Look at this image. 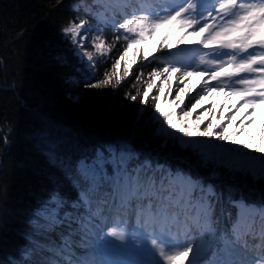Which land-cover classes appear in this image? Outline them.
<instances>
[{"label":"snow or ice","instance_id":"6c2138e0","mask_svg":"<svg viewBox=\"0 0 264 264\" xmlns=\"http://www.w3.org/2000/svg\"><path fill=\"white\" fill-rule=\"evenodd\" d=\"M82 4L57 0L96 20L74 15L59 30L87 69L85 88L118 90L135 67L158 66L136 77L142 92L125 93L139 105L125 135L61 162L67 187L49 188L27 217L18 264H264V120L252 131L264 109V0H104L99 12ZM193 77L198 98L184 110ZM221 94L235 97L227 112Z\"/></svg>","mask_w":264,"mask_h":264},{"label":"trees","instance_id":"16d2710c","mask_svg":"<svg viewBox=\"0 0 264 264\" xmlns=\"http://www.w3.org/2000/svg\"><path fill=\"white\" fill-rule=\"evenodd\" d=\"M89 4L94 11L101 10L94 0H83L81 6ZM74 15L96 23L57 5V0H0V132L10 137L7 145L0 139V262L7 264H18L26 219L40 198L53 186L67 187L61 162L89 154L98 139L125 135L139 107L138 102L126 100L125 93L142 92L144 84L136 77L143 73L147 78L158 66L135 67L118 90L85 88L87 69L59 31ZM105 36L111 42L110 28ZM123 44H117L104 64H97L96 79L111 70ZM56 54L67 62H54ZM193 103L195 99L189 98L186 109ZM148 135L145 132L141 138ZM48 148L59 159L49 160Z\"/></svg>","mask_w":264,"mask_h":264},{"label":"rangeland","instance_id":"374dc122","mask_svg":"<svg viewBox=\"0 0 264 264\" xmlns=\"http://www.w3.org/2000/svg\"><path fill=\"white\" fill-rule=\"evenodd\" d=\"M94 2H95V3H99L100 6H102L103 3H104V0H94ZM162 34H163V33H158V34L153 38V40L151 41V44H146V45L143 46L144 49H145V52H147V51H151V50H152V47H153L155 44H157V41L160 40ZM173 42H175V40H173ZM85 63H86V62H85ZM198 79H199L198 77H193L192 80H191V85H190V86H191L193 89H195V91L192 92V93H189L188 95H189V97H194L193 99L198 98V97H196V92L199 91V88L197 87V81H198ZM176 88H178V87H176ZM176 88H175V90H176ZM174 92H175V91H174ZM174 95H175V94H174ZM174 95H173V96H174ZM188 99H189V98H188ZM188 99H186V103H187ZM215 102H216V104H217V107H220L221 105H223V111H224V112H227V111H228V108L231 106V103H234V102H235V97L230 98V101L226 103V102H225V97L221 94L220 96L216 97ZM184 110H187V109L185 108ZM197 114H198V113H197ZM236 115H237L238 118L240 117V113H236ZM262 120H264V109H258V110L256 111V124H254V125L252 126V131H253V135H254V136H255V135H258V131H259V128H260V125H261V121H262ZM241 138H243V136H242ZM216 147H217V150H223V147H224V146L220 145V146H216ZM254 155H256V154H254Z\"/></svg>","mask_w":264,"mask_h":264}]
</instances>
